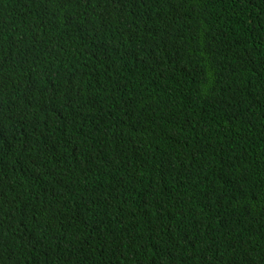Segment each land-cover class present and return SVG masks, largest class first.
Returning <instances> with one entry per match:
<instances>
[{"label": "trees", "instance_id": "16d2710c", "mask_svg": "<svg viewBox=\"0 0 264 264\" xmlns=\"http://www.w3.org/2000/svg\"><path fill=\"white\" fill-rule=\"evenodd\" d=\"M0 264H264V0H0Z\"/></svg>", "mask_w": 264, "mask_h": 264}]
</instances>
